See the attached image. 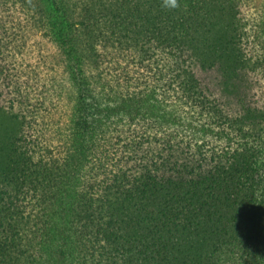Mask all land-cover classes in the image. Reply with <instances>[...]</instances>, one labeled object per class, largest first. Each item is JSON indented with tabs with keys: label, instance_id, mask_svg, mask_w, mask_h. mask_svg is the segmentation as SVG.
Segmentation results:
<instances>
[{
	"label": "trees",
	"instance_id": "16d2710c",
	"mask_svg": "<svg viewBox=\"0 0 264 264\" xmlns=\"http://www.w3.org/2000/svg\"><path fill=\"white\" fill-rule=\"evenodd\" d=\"M125 3L148 49L169 54L170 65L158 71L162 100L146 105L153 110L158 103L164 118L156 123L143 107L133 108L128 114L152 127L126 137L128 131L111 125L115 109L103 105L90 132L96 163L67 181L37 174L18 182L21 189H9L6 177L0 264H264V117L256 119L264 109L247 102L252 74L229 68L222 50L237 43L226 21H243L238 1L177 0L170 8L165 0H128L121 9ZM98 47L105 85L115 69L104 65L107 52ZM215 68L228 71L221 76L225 101L193 78L194 71ZM149 91L142 95L148 100ZM111 92L130 94L115 86ZM170 116L185 135L166 132ZM201 137L209 146L187 152V138ZM156 143L168 156L148 159ZM61 184L70 188L52 189Z\"/></svg>",
	"mask_w": 264,
	"mask_h": 264
},
{
	"label": "rangeland",
	"instance_id": "374dc122",
	"mask_svg": "<svg viewBox=\"0 0 264 264\" xmlns=\"http://www.w3.org/2000/svg\"><path fill=\"white\" fill-rule=\"evenodd\" d=\"M126 1L0 0V190L6 186V177L9 189H21L18 182L37 174L67 181L76 172L81 174L82 165L96 163L92 158L96 150L91 149L97 138L90 132L97 130L103 105L115 109L110 113L111 125L128 131L126 137L152 127L146 123L149 119L158 123L164 118V108L158 103L153 110L146 105L152 99L162 100L158 71L170 65L169 54L148 49L143 28L131 26L126 3L120 8ZM237 1L243 21H226L237 43L222 50L229 68L232 64L239 70L245 67L252 74L247 102L259 111L264 109V0ZM97 44L99 51L107 52L104 65L115 69L107 73L105 85L97 73ZM194 73L193 78L206 84L213 98L225 101L221 76L228 71L215 68ZM114 86L130 94L111 97ZM148 90L149 100L142 96ZM130 95L136 96L131 100ZM140 106L141 113L151 116L146 122L140 114L135 118L128 114ZM258 116L263 118L264 113ZM165 121L166 132L185 135L172 116ZM189 139L184 142L187 152L209 146L203 137ZM148 147V159L168 156L162 153L161 143ZM57 188L70 186L52 187Z\"/></svg>",
	"mask_w": 264,
	"mask_h": 264
},
{
	"label": "clouds",
	"instance_id": "9594fccd",
	"mask_svg": "<svg viewBox=\"0 0 264 264\" xmlns=\"http://www.w3.org/2000/svg\"><path fill=\"white\" fill-rule=\"evenodd\" d=\"M165 6L170 8H175L178 6L177 0H165Z\"/></svg>",
	"mask_w": 264,
	"mask_h": 264
}]
</instances>
